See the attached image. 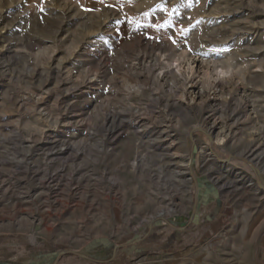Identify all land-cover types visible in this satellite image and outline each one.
<instances>
[{"label":"rangeland","instance_id":"1","mask_svg":"<svg viewBox=\"0 0 264 264\" xmlns=\"http://www.w3.org/2000/svg\"><path fill=\"white\" fill-rule=\"evenodd\" d=\"M0 264H264V0H5Z\"/></svg>","mask_w":264,"mask_h":264},{"label":"crops","instance_id":"2","mask_svg":"<svg viewBox=\"0 0 264 264\" xmlns=\"http://www.w3.org/2000/svg\"><path fill=\"white\" fill-rule=\"evenodd\" d=\"M75 1H78L81 4H84V6L88 8L100 6L102 3H105V2H112L111 0H75ZM28 2H30V0H26L27 4ZM5 6H6V1L0 0V12H2Z\"/></svg>","mask_w":264,"mask_h":264}]
</instances>
